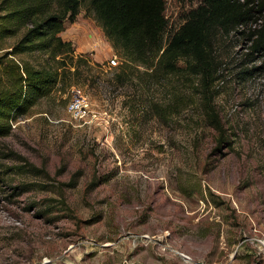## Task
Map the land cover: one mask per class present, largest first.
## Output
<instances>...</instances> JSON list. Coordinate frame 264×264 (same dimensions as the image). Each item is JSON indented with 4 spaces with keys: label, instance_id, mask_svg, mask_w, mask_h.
<instances>
[{
    "label": "rangeland",
    "instance_id": "1",
    "mask_svg": "<svg viewBox=\"0 0 264 264\" xmlns=\"http://www.w3.org/2000/svg\"><path fill=\"white\" fill-rule=\"evenodd\" d=\"M165 2L170 33L198 5ZM61 36L88 67L0 139V264H264V57L248 63L240 35L217 45L210 104L228 142L217 152L199 78L155 83L126 67L117 82L125 62L87 2ZM73 88L95 117L70 120Z\"/></svg>",
    "mask_w": 264,
    "mask_h": 264
},
{
    "label": "trees",
    "instance_id": "2",
    "mask_svg": "<svg viewBox=\"0 0 264 264\" xmlns=\"http://www.w3.org/2000/svg\"><path fill=\"white\" fill-rule=\"evenodd\" d=\"M189 1L198 2L197 7L170 33L165 0H0V139L12 133L11 122L41 100L76 85L80 65L88 67V59L76 55L72 43L61 36L66 24L76 23L82 2H87L105 38L125 62L115 74L117 82L129 81L126 67H144L147 79L142 81L156 83L179 74L201 80L207 115L218 134L215 151H220L228 143L226 129L210 104L212 85L221 75L217 45L240 35L250 43L248 63L263 58L264 0ZM13 38L17 39L11 46L2 47ZM261 70L243 73L251 76Z\"/></svg>",
    "mask_w": 264,
    "mask_h": 264
},
{
    "label": "built area",
    "instance_id": "3",
    "mask_svg": "<svg viewBox=\"0 0 264 264\" xmlns=\"http://www.w3.org/2000/svg\"><path fill=\"white\" fill-rule=\"evenodd\" d=\"M118 66V62L115 57L110 58L107 61V67L109 69L115 68ZM72 97L67 105V113L72 122H86L88 119L95 117L92 114L90 109V104L87 99L81 94L80 90L73 88ZM258 243V249L264 255V239L259 238L256 240ZM181 257H185L183 254H179Z\"/></svg>",
    "mask_w": 264,
    "mask_h": 264
},
{
    "label": "bare ground",
    "instance_id": "4",
    "mask_svg": "<svg viewBox=\"0 0 264 264\" xmlns=\"http://www.w3.org/2000/svg\"><path fill=\"white\" fill-rule=\"evenodd\" d=\"M79 40L83 43V44H88L91 42V38L90 36L86 33V34H80L79 36Z\"/></svg>",
    "mask_w": 264,
    "mask_h": 264
}]
</instances>
